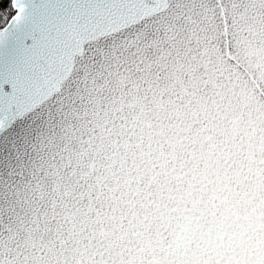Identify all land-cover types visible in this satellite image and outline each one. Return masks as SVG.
Masks as SVG:
<instances>
[{"label": "snow or ice", "instance_id": "obj_1", "mask_svg": "<svg viewBox=\"0 0 264 264\" xmlns=\"http://www.w3.org/2000/svg\"><path fill=\"white\" fill-rule=\"evenodd\" d=\"M47 7L43 0H31L28 13L21 0L10 4L0 0V52L22 44L25 53L24 68H6L0 58V126L13 115V103L26 86L36 94L43 86L39 73L50 51L45 38ZM83 11L73 7L72 15ZM232 14L233 25L247 33L244 43L249 55L264 67V0H239V4L234 0ZM187 23L192 25L187 38L170 43L155 60L159 70H167L163 85L159 72L155 79L141 77L133 84L134 92L121 93L119 102H112L113 115L105 112L96 125L98 133L86 142L75 163L70 159L64 166L68 171L55 173L59 179L47 202L26 198L27 207L22 204L26 211L15 218L9 215L7 224L0 211V264H264V197L251 213L244 209L241 214L229 199L236 193L228 182L231 176L239 177L244 161L249 170L253 164H264V121L254 125L243 112H230L220 93L201 94L207 81L197 69L204 61L193 47L200 37L191 16ZM176 28L172 24L166 30L167 42L176 41ZM152 66L151 62L143 68L137 65L134 71L151 75ZM128 79L121 75V84ZM144 83L146 89L141 88ZM200 159L215 175L207 200L203 194L213 181L206 180L207 174L199 179L190 175L192 161ZM233 164L239 167L232 169ZM185 183L184 194L174 195L173 186L179 192ZM44 199L42 193L40 200ZM202 201L205 209L211 206L212 219L200 233L197 253L183 244V234L201 219L191 213L199 210ZM217 201L225 204L220 216ZM189 202L191 208L186 206ZM170 203L175 206L169 207ZM172 213L182 214L187 224L174 229L168 239L162 225L167 228Z\"/></svg>", "mask_w": 264, "mask_h": 264}, {"label": "water", "instance_id": "obj_2", "mask_svg": "<svg viewBox=\"0 0 264 264\" xmlns=\"http://www.w3.org/2000/svg\"><path fill=\"white\" fill-rule=\"evenodd\" d=\"M43 2L48 6L45 23L49 30L45 32V38L49 41L50 49L39 73L43 86L37 90V94L35 89L26 86L13 103V115L0 126V211L5 224L9 222V215L15 217L16 213L22 214L24 207H27L24 201L28 199V188L44 177L45 168L54 164L57 170H69L64 166L70 159L75 163L77 155L87 147L86 142L94 133H98L96 125L105 118V112L108 117L113 115L112 102L115 100L118 103L121 93L134 92V83H140L141 77L155 79L157 72L163 85L167 70H159L155 60L162 49L169 48L170 43L187 38L188 28L192 27L187 23L189 16L197 22L200 37V43L196 45L193 41V47L198 59L202 56L204 61L197 69L198 74H204L201 79L207 81L201 85V94L212 97L220 93L224 97L222 103L230 112H243L244 118L251 119L254 125H261L264 121V67H259L256 57L249 55L240 35L242 31H238L239 25H233V14L229 15L228 0ZM233 2L231 0L232 5ZM236 2L239 4V0ZM21 3L30 13L31 0H21ZM73 7L84 11L73 17ZM172 24L177 26L178 36L176 41L167 42L166 30ZM73 29L79 30L81 38L76 41L75 49L69 52V45L63 37ZM244 34L247 35L246 32ZM183 46L181 43V51ZM61 47L64 51H60ZM24 55L22 44L0 52L6 68H24ZM150 62L153 65L151 75L134 71L137 65L143 68ZM53 66L55 71L49 75ZM225 71L228 73L226 82L222 75ZM121 75L129 77L123 84L120 82ZM147 87L146 83L141 85L142 89ZM140 94L143 95V92ZM215 98L220 100L219 96ZM124 111L127 113V107ZM17 121H20L17 127L11 129ZM195 147L199 148V145ZM244 164L239 177L231 176L228 181L236 193L229 199L237 205L241 214L244 209L251 213L252 207L264 197V172L257 171L264 168V164H253L251 170L247 167V161ZM191 167L193 171L190 175L195 174L199 179L207 174L206 180L213 181L207 184L208 191L203 194V199L207 200L215 187V175L211 174V168H205L204 159L193 160ZM238 167V164L232 165V169ZM232 169H229L230 173ZM237 179L239 183H236ZM25 185L28 187L24 188V198L21 199L19 190ZM173 188L174 195H183L187 183L179 186V192L175 185ZM249 197L252 198L251 203L246 204ZM216 204V215L220 216L225 204L220 201ZM186 206L192 207L190 202ZM13 208L15 212L11 211ZM197 208L199 210L191 215L201 219L188 226L183 234V244L190 251L198 253L200 249L197 245L202 243L200 233L208 227L212 209L210 205L205 209L203 201ZM260 210L257 208V212ZM250 220L255 227V213L251 214ZM165 223L167 228L164 229L162 225L163 234L172 239L169 235L174 230L171 221ZM179 251H183V246Z\"/></svg>", "mask_w": 264, "mask_h": 264}, {"label": "clouds", "instance_id": "obj_3", "mask_svg": "<svg viewBox=\"0 0 264 264\" xmlns=\"http://www.w3.org/2000/svg\"><path fill=\"white\" fill-rule=\"evenodd\" d=\"M227 7L229 8V15L231 16L233 13V5L231 4V0H228ZM236 19H239V17L237 16ZM214 23H219V22L214 21ZM229 27H230V25H229ZM240 35L243 38V40L246 38V35L244 34V32H241ZM80 38H81V36L79 34L78 29H73L72 31L68 32L63 37V39L69 45V47L67 48V51L72 52L76 47V41ZM60 51H64V48L61 47ZM54 71H55V67L53 66V68L50 69V72L48 74L49 75L53 74ZM217 75H221V73H217ZM222 75L224 76V82H226L227 76H228L227 71L222 73ZM234 83H235V81H234ZM60 171H63V169L61 168ZM56 172H57V169H56V166L54 164L50 165L49 168H45L44 177H42L40 181H36L35 183H32V186L28 188V192H27L28 200L34 199L38 203H46L51 189L55 187L56 181L59 179V177L55 175ZM36 185L40 186L39 189H36ZM25 187H28V186L27 185L22 186V188L19 190L21 192V197H20L21 199L24 198L23 193H24ZM42 193L45 197L44 200H40V196ZM26 203H27V200H26ZM174 206L175 205H170V207H174ZM24 211H26V209H23L22 214ZM172 216H173V219L171 220V225H172L173 229L178 230L179 227L186 226L187 222L181 218L182 214L172 213ZM5 239H7V237H5ZM8 247L9 246L6 245V247L4 249L5 253H7ZM12 251H13V253H15L16 250L14 247H13ZM5 258L7 259V256Z\"/></svg>", "mask_w": 264, "mask_h": 264}, {"label": "trees", "instance_id": "obj_4", "mask_svg": "<svg viewBox=\"0 0 264 264\" xmlns=\"http://www.w3.org/2000/svg\"><path fill=\"white\" fill-rule=\"evenodd\" d=\"M9 4H10V0H9ZM0 18H2V17H0Z\"/></svg>", "mask_w": 264, "mask_h": 264}]
</instances>
